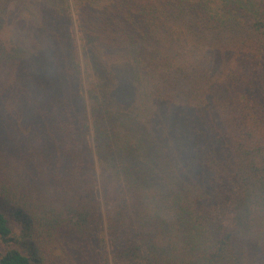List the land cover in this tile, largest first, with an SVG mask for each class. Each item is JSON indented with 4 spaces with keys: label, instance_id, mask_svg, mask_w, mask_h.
Returning a JSON list of instances; mask_svg holds the SVG:
<instances>
[{
    "label": "trees",
    "instance_id": "16d2710c",
    "mask_svg": "<svg viewBox=\"0 0 264 264\" xmlns=\"http://www.w3.org/2000/svg\"><path fill=\"white\" fill-rule=\"evenodd\" d=\"M0 264H264V0H0Z\"/></svg>",
    "mask_w": 264,
    "mask_h": 264
},
{
    "label": "rangeland",
    "instance_id": "374dc122",
    "mask_svg": "<svg viewBox=\"0 0 264 264\" xmlns=\"http://www.w3.org/2000/svg\"><path fill=\"white\" fill-rule=\"evenodd\" d=\"M106 243H108L107 246H106L107 247V250L106 251L109 252L110 251V247H109V241L107 239H106Z\"/></svg>",
    "mask_w": 264,
    "mask_h": 264
}]
</instances>
